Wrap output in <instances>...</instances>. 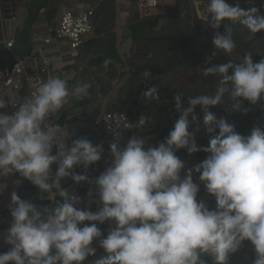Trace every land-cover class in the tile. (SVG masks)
<instances>
[{
  "label": "clouds",
  "instance_id": "clouds-1",
  "mask_svg": "<svg viewBox=\"0 0 264 264\" xmlns=\"http://www.w3.org/2000/svg\"><path fill=\"white\" fill-rule=\"evenodd\" d=\"M205 11L215 29L212 44L227 56L236 48L227 22L264 33V13L242 8L239 0H208ZM216 56L214 52L209 66L201 69L203 76L219 78L215 93L187 97L189 106L184 107L185 96L177 92L179 117L156 146H149L142 134L122 145L120 133L114 131L111 160L94 180L75 169L87 170L100 162L103 146L86 138L72 140L53 119L72 97L86 96L91 85L77 83L70 89L64 79L49 77L13 111H8L11 101L0 97V178L18 173L42 195L58 196L53 200L46 195L54 206L38 208L12 192L11 223L0 233L10 248L0 253V264H87L89 257H96L93 264H231V256L245 242L254 250L252 264H264V128L255 126L249 135H241L234 124L210 110L237 99L260 104L264 58L254 62L248 52L240 62L230 58L218 64L213 62ZM103 63L107 68L110 60ZM142 96L158 102L159 88H145ZM197 107L209 135L205 147L197 144ZM151 120L141 115L135 127L143 129ZM121 124L133 127L127 119L118 121L117 128ZM193 124L197 126L190 131ZM182 149L189 155H208L185 172V162L176 154ZM66 178L94 184L89 195L98 196L100 207H78L81 197L62 186ZM200 184L215 197V208L198 200ZM106 222L114 226L105 236L98 224ZM94 242L104 255L97 257Z\"/></svg>",
  "mask_w": 264,
  "mask_h": 264
},
{
  "label": "trees",
  "instance_id": "trees-1",
  "mask_svg": "<svg viewBox=\"0 0 264 264\" xmlns=\"http://www.w3.org/2000/svg\"><path fill=\"white\" fill-rule=\"evenodd\" d=\"M125 1H131L135 6V11H129L127 16L125 24L127 38L147 52L146 55L131 54L125 57L129 82L135 80L137 83L132 101L126 107L120 103H108L109 112L123 111L129 117L133 127L127 139L142 134L151 143L150 146L164 141L179 117L174 101L177 92L185 96L184 107L189 106L187 97L214 94L219 78L205 77L201 72V69L209 66V60L214 52L217 56L213 62L218 64H225L230 58L235 60L234 62H240L248 52L254 62L264 58V33L253 34L244 26L232 22L227 23L232 28L236 48L230 56L220 53L212 44L215 29L210 27L209 17L204 19L199 15L193 0H176L174 6L163 7L162 12L150 15L141 14L138 8L139 0H28L25 3V19L13 37L15 44L12 51L19 58L31 55L35 48V36L41 30L40 27L45 25L47 28H53L50 31L52 32L57 27L62 12L65 11L64 7L75 13L93 8V31L85 36V43L77 53L78 62L82 67L77 64L74 70L79 72L84 83L91 85L88 93L93 95L92 106L99 114L101 103L112 93V83L119 78V66L123 63L118 50L117 27L118 9ZM227 2L233 4L236 0ZM239 3L242 8L256 7L264 13V0H239ZM105 60H110L107 68L103 63ZM150 86L159 88L158 102L142 96L143 90ZM160 101L162 103L159 105ZM210 110L218 118H225L234 124L241 135H249L255 126L264 128V100L253 106L246 100L237 99L212 107ZM196 113L201 129L198 132L200 134L196 133L197 144L205 147L208 146L209 135L204 130L203 112L197 107ZM141 115L152 118L143 129L135 127ZM196 126L193 124L190 131H194ZM179 151L187 153L183 149ZM105 152L104 149L103 156ZM193 155L197 160L203 161L208 154L200 151ZM55 170L56 165H53V171ZM15 177L20 181L26 180L18 173H15ZM63 182L72 185L74 181L66 178ZM98 227L106 236L108 233L106 225L98 224ZM94 246L97 248V257L104 255V250L99 247L98 242H94ZM251 249L250 243L245 242L241 250L231 256V264H252L254 253ZM95 258L89 257L87 264H93Z\"/></svg>",
  "mask_w": 264,
  "mask_h": 264
},
{
  "label": "crops",
  "instance_id": "crops-1",
  "mask_svg": "<svg viewBox=\"0 0 264 264\" xmlns=\"http://www.w3.org/2000/svg\"><path fill=\"white\" fill-rule=\"evenodd\" d=\"M27 1L28 0H0V15L2 22V33L0 34V68L11 65L14 62L13 56L16 55L13 53L12 49H7L5 41L13 39L16 29L22 25L26 16L25 3ZM58 23L59 21L57 22V25ZM40 28L41 30H39L38 34L35 36V48L33 53L40 52L44 57V60L41 61V65L43 68L48 70V74L45 75V81L49 77L58 76L67 81L70 89L77 83L83 84L84 81L81 79V75H79L78 71L74 70V66L77 64L82 67L80 62H78L79 54L77 53L79 52H74V50H72L67 44H51L49 46H44L43 39L50 34V31L53 28H47L45 25L41 26ZM125 46H128L129 48H118L121 60L123 62L119 66L120 75L119 78H116L112 83V93L102 101L99 114L92 106L93 95L88 93L86 96L79 99L72 97L70 103L66 105L59 114H56L53 117L54 121L60 124L63 130L69 131L72 140L86 138L94 145L99 144L102 133L101 130L96 128L95 123L103 112L108 111V103H120L126 107L134 98L133 97L129 101L124 99L120 94V92L129 84V74L128 70L126 69L127 65L125 57L131 54L146 55L147 52L144 48H138L139 45L132 43V41L127 39V37L125 38ZM82 69L83 68H81V70ZM34 74V72L31 73V75ZM29 96V87L27 82L24 80L22 89L20 91H10L4 96L5 99L11 101L8 111H13V106L15 104L23 102V100ZM127 140V138L122 140L121 144H126ZM70 143L71 141H69V144ZM148 145H151L149 141ZM103 148L106 150V152L102 160L98 162L101 166L102 172L106 169L108 162L111 160L110 146ZM55 152L56 149L54 148L53 154H55ZM80 167H77V169ZM17 181L18 179L15 177V174H11L6 178H0L1 205L4 206L11 203V194L13 191H15L22 199L36 203L38 208L54 206L53 201L48 199L46 195H50L53 200L58 199V196H56L55 193H51L43 195L45 200L39 201L38 197L42 194L40 193L37 186L33 185L28 180L21 181L19 184H17ZM61 183L65 189H68L70 192L73 191L74 182L72 185H67V183L63 181ZM98 207H100L99 202H93L90 208L92 211H96ZM2 212L4 218L0 221V233L6 231V229L10 226L12 219L9 209L4 207ZM105 225L107 228L114 226L110 225L108 222H106ZM0 244L10 247L4 243L2 239H0Z\"/></svg>",
  "mask_w": 264,
  "mask_h": 264
},
{
  "label": "built area",
  "instance_id": "built-area-1",
  "mask_svg": "<svg viewBox=\"0 0 264 264\" xmlns=\"http://www.w3.org/2000/svg\"><path fill=\"white\" fill-rule=\"evenodd\" d=\"M161 1L162 0H139V11L142 15L155 14L163 11V7L174 6L176 2V0H163L165 4L162 6ZM193 4L202 18H208V14L205 11L208 0H193ZM93 16V8L83 9L78 13L69 10L63 11L57 27L43 39V45L67 44L72 50H74V52H78L85 43V36L91 34L93 31ZM5 43L8 50H11L15 44L13 39L7 40ZM13 57L14 62L11 65L0 68V97L3 98L10 91H20L24 80L28 84L29 94L31 95L35 88L45 81V75L48 74V70L41 65V61L44 60V57L40 52L33 53L24 58H19L17 56ZM33 72L35 74L31 75ZM126 119L131 122L127 114L123 111L103 112L95 123L96 128L101 130L102 133L99 144L103 147L110 146L114 141V131L120 133L122 137L121 141L126 139L131 129L124 128L122 124L117 128L118 121H124ZM75 171L87 175L90 180H94L95 177L101 174V166L97 163L90 166L87 170L80 167L78 169L76 168ZM94 188L95 185L87 181L81 182L80 184L73 183L72 193L79 195L82 201L78 207L86 209L91 207L93 202H98L97 195H89ZM38 200L43 201L45 200V197L40 195ZM34 204L37 205L36 203ZM9 205L10 204H6L3 206L0 204V221L4 218L2 212L3 208L6 207L9 209ZM107 230H109V228H107ZM9 248L10 247L0 244V253L8 251Z\"/></svg>",
  "mask_w": 264,
  "mask_h": 264
},
{
  "label": "rangeland",
  "instance_id": "rangeland-1",
  "mask_svg": "<svg viewBox=\"0 0 264 264\" xmlns=\"http://www.w3.org/2000/svg\"><path fill=\"white\" fill-rule=\"evenodd\" d=\"M161 3H162V6H163V4H165V2L163 0L161 1ZM134 7L135 6L131 1H125L122 3L121 7L118 9V27H117L118 48H129L128 46H125V38L127 37V35H126L127 31L125 29V24H126V20L128 18L127 16L129 14V11H133V10L135 11ZM67 9H68L67 7H64L63 10H67ZM126 69L128 70V68H126ZM128 74H129V71H128ZM136 84L137 83L135 80H131L129 82L128 86L120 92L121 96L124 99L130 101L134 97ZM161 103H162V101L159 102V105ZM156 111H157V108H156ZM198 134H200V133H198ZM159 143L157 142L156 144H153V146H156ZM176 154L181 160H183L185 162V165H186L185 172L188 168H193L196 164L201 162V161L197 160L193 154L189 155L186 152H180V151H178ZM183 174L184 173H182V175ZM198 175L199 174L194 173V181L197 183H200L199 179H198ZM199 199L203 200L210 209L215 208V205H216L215 197H213L207 193L203 184H200V192L198 193V200ZM251 252L254 253L253 248L251 249Z\"/></svg>",
  "mask_w": 264,
  "mask_h": 264
}]
</instances>
